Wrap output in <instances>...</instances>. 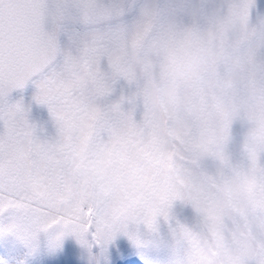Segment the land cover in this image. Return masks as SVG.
<instances>
[{
	"label": "clouds",
	"instance_id": "9594fccd",
	"mask_svg": "<svg viewBox=\"0 0 264 264\" xmlns=\"http://www.w3.org/2000/svg\"><path fill=\"white\" fill-rule=\"evenodd\" d=\"M141 26L149 43L133 53L136 71L122 95L139 118L102 143L94 126L55 125L41 141L71 138L79 148L87 137L74 161L79 180L94 189V151L108 178L105 210L131 223L140 244V226L154 234L158 223L135 220L138 206L156 207L170 193L190 205L192 223L167 221L164 264H264V14L256 0H144L131 25ZM237 122L244 131L233 158Z\"/></svg>",
	"mask_w": 264,
	"mask_h": 264
},
{
	"label": "snow or ice",
	"instance_id": "6c2138e0",
	"mask_svg": "<svg viewBox=\"0 0 264 264\" xmlns=\"http://www.w3.org/2000/svg\"><path fill=\"white\" fill-rule=\"evenodd\" d=\"M69 7L51 0H0V264H38V258L40 264H74V252L61 251L65 239H75L89 253L95 246L105 251L120 235L140 245L131 223L105 210L108 178L94 151V189L79 180L74 161L87 137L79 148L71 138L45 145L17 96L31 86L33 100L47 107L55 125L77 132L94 126L100 143L106 132L138 119L124 96L99 107L95 99L108 96L114 81L134 75L133 53L149 43L146 27L115 23L125 12L121 4L80 0L79 18L92 31L65 46L54 21ZM256 10L264 14V2L256 0ZM176 200L170 193L156 207L140 205L134 219L143 218L148 227L161 217L168 221ZM111 264L140 260L121 244L112 251Z\"/></svg>",
	"mask_w": 264,
	"mask_h": 264
},
{
	"label": "rangeland",
	"instance_id": "374dc122",
	"mask_svg": "<svg viewBox=\"0 0 264 264\" xmlns=\"http://www.w3.org/2000/svg\"><path fill=\"white\" fill-rule=\"evenodd\" d=\"M138 15V14H137ZM136 15V17H137ZM134 16V15H133ZM132 16V19L127 21H122L118 24H131L135 21L136 17ZM66 37L70 39L74 35L77 40L82 39L86 34L92 31V28L88 32H75V29H65ZM73 42L74 39H71ZM63 45H70L66 43V40L62 42ZM129 91V86L124 80H116L112 84L111 93L102 98V104H110L118 100L122 95H126ZM34 89L30 87V90L25 95L22 96L25 104L29 108V121L34 125L37 135L41 138H52L55 135V124L51 118V115L45 105L37 104L33 100ZM19 96V97H20ZM137 118H139V112H137ZM243 127L237 122L234 123L231 129V138L234 137L235 141L237 136L243 135ZM228 151L232 154L233 158H238L239 150L236 149L235 144L231 148V143L228 144ZM206 166L214 167V162L208 160L205 162ZM181 208V209H180ZM190 205L185 204L182 201H176L173 205L171 215L178 221L183 223H192L195 219V213L189 211ZM188 211L191 213H188ZM190 214V215H189ZM139 232L141 238L146 241L144 244L135 245L127 236L120 235L116 238L114 243H110L105 251H102L99 247L96 250H92L91 253L87 249L83 248L75 239H65L61 245V251L71 250L74 252V264H111V253L116 247L121 244L127 246L130 250H136L141 253L143 257L146 258L147 262L150 264H164L163 255V244L169 234V224L167 221L160 220L157 225L156 232L154 234L145 235L146 229L144 226H140ZM159 243V244H156ZM154 249V254L152 252ZM99 250V252H98ZM94 251V253H93ZM100 259V260H99ZM40 264V262L38 263Z\"/></svg>",
	"mask_w": 264,
	"mask_h": 264
},
{
	"label": "water",
	"instance_id": "95a60500",
	"mask_svg": "<svg viewBox=\"0 0 264 264\" xmlns=\"http://www.w3.org/2000/svg\"><path fill=\"white\" fill-rule=\"evenodd\" d=\"M130 0H107V2L109 3H118L124 6L125 11L126 8L128 7ZM53 5L56 4H68L71 5V7H69L63 17L61 19H59L58 21H54V26L57 27V29L59 30L60 27H64V26H75V25H80L84 23L81 22L80 18H79V13L77 8L75 7L76 4L80 3V0H51ZM125 13V12H124Z\"/></svg>",
	"mask_w": 264,
	"mask_h": 264
}]
</instances>
